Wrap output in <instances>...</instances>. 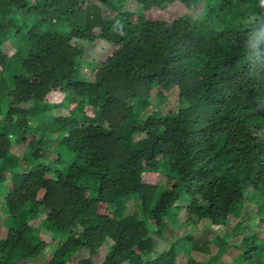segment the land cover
<instances>
[{
    "label": "trees",
    "instance_id": "trees-1",
    "mask_svg": "<svg viewBox=\"0 0 264 264\" xmlns=\"http://www.w3.org/2000/svg\"><path fill=\"white\" fill-rule=\"evenodd\" d=\"M135 1L138 14L115 0H0V205L10 221L0 264H70L81 252L75 264H96L108 244L104 264H180L187 243L157 254L154 229L127 215L133 198L159 235L183 212L185 224L197 216L219 231L250 186L264 188V5L253 24L220 31L169 17L174 3L197 0ZM101 5L118 17L104 19ZM21 39L26 51L8 50ZM173 91L187 107L163 119L153 102ZM53 149L63 153L44 164ZM183 199L190 209L177 208ZM49 229L65 240L47 244Z\"/></svg>",
    "mask_w": 264,
    "mask_h": 264
},
{
    "label": "rangeland",
    "instance_id": "rangeland-1",
    "mask_svg": "<svg viewBox=\"0 0 264 264\" xmlns=\"http://www.w3.org/2000/svg\"><path fill=\"white\" fill-rule=\"evenodd\" d=\"M36 1V0H32ZM116 5L122 8L123 12L133 14L139 13V7L135 0H115ZM94 2H91L92 5ZM97 4V3H96ZM264 5V0H197L193 9L189 10L186 6L176 2L169 8V17L173 18L177 15L190 16L195 21L206 22L217 30H222L231 25L248 26L253 24L259 16L260 9ZM102 17L106 20H114L119 13L110 7L101 5ZM54 34L66 31L64 25L57 26L51 29ZM26 39L10 45L8 50L13 51L14 48H20L26 51L28 46ZM91 69L83 72L79 79L86 80L91 74ZM187 105L182 103L177 91H173L167 102L163 105L153 102V109L159 117L163 119H175L179 112L185 109ZM135 109L139 112L138 103L135 104ZM54 117L51 114L50 117ZM62 116L67 117L66 111ZM48 117V120L50 119ZM15 154L21 156L22 148L14 146ZM61 150L53 149L47 152L44 159V164L49 165L50 162L62 154ZM67 157V156H66ZM167 172L163 175V185L168 184ZM99 184L96 178H87L83 185L86 187H95ZM1 192V190H0ZM248 201L240 213L222 230H212L210 223L207 220H202L197 216L192 217L189 224H185L187 215L185 212L181 213L179 219L172 217V219L165 221V227L159 234L155 232V228L150 224L151 215L142 213L141 203L139 198L127 204V215H136L141 220L149 223V228L153 231V238L158 243V253L169 250L173 246H180L187 243L186 248L180 256V264H264V188L259 192L253 191V186L247 189ZM1 196V195H0ZM192 206L190 199H183L177 203V208L180 210H188ZM122 209L120 215H122ZM173 213V212H172ZM173 213L172 215H174ZM8 213L5 212L3 204L0 205V239L2 233H5V227L9 224ZM49 236L45 237V242H61L65 238H61L57 232L49 229ZM256 237V238H255ZM191 239V240H190ZM251 239L243 247L244 242ZM254 242V243H252ZM224 243L227 245L225 246ZM252 243V244H251ZM182 247V246H181ZM55 249V247H53ZM111 251L110 245H106L100 254L94 258L96 264H104L107 255ZM89 256L88 253H79L70 264H75L84 257ZM246 256V257H245ZM245 257V258H244ZM2 257L0 256V261ZM25 264V263H24ZM34 264H49L46 258H41Z\"/></svg>",
    "mask_w": 264,
    "mask_h": 264
}]
</instances>
